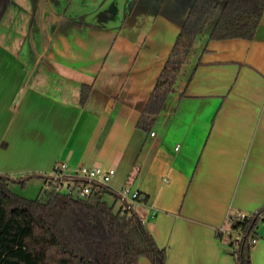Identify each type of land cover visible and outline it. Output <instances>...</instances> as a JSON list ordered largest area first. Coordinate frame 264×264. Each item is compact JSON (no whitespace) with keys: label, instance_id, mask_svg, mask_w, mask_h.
<instances>
[{"label":"crops","instance_id":"crops-1","mask_svg":"<svg viewBox=\"0 0 264 264\" xmlns=\"http://www.w3.org/2000/svg\"><path fill=\"white\" fill-rule=\"evenodd\" d=\"M174 1L11 0L0 22V172L36 173L43 186L37 175L60 161L114 167L109 188L141 191L135 211L165 264H237L227 216L264 205V13L252 38L211 39L219 6L145 130L142 110L193 2L171 13ZM256 231L251 259L264 264L262 222Z\"/></svg>","mask_w":264,"mask_h":264},{"label":"trees","instance_id":"trees-1","mask_svg":"<svg viewBox=\"0 0 264 264\" xmlns=\"http://www.w3.org/2000/svg\"><path fill=\"white\" fill-rule=\"evenodd\" d=\"M11 0H0V22ZM220 6V14L209 38H252L264 13V0H193L191 11L176 36L168 58L157 78L138 121L151 130L195 42L208 19ZM91 84L81 89L84 103ZM36 173L15 176L0 172V264H138L146 256L151 264H165L166 247L157 244L144 218L128 209V202L102 185L87 196L42 188L35 198L15 192L11 185L26 184ZM43 177L47 173L37 175ZM112 193L114 202L105 195ZM119 203V204H118ZM118 205V206H117ZM264 219V205L250 216H236L228 228L240 229L234 245L228 233V249L237 264H253L252 238ZM223 236L222 232H218Z\"/></svg>","mask_w":264,"mask_h":264},{"label":"built area","instance_id":"built-area-1","mask_svg":"<svg viewBox=\"0 0 264 264\" xmlns=\"http://www.w3.org/2000/svg\"><path fill=\"white\" fill-rule=\"evenodd\" d=\"M152 135L155 131L151 132ZM114 167H105L103 165H88L80 164L73 169H69L65 161L57 162L54 168L47 173L45 180V188H55L57 191H65L73 193L76 196L89 195L94 187L102 185L109 186L113 176L115 175ZM121 200L128 202V209L134 211L135 204L141 199L142 193L139 189L132 187L130 184H125L121 188L115 189ZM251 213L244 211L231 212L228 214L226 222H234L236 216L241 218L250 216ZM264 224V219L262 221ZM225 233L233 234V243L237 245L240 240L241 230L224 227L222 229ZM259 236L252 238V244H255Z\"/></svg>","mask_w":264,"mask_h":264},{"label":"rangeland","instance_id":"rangeland-1","mask_svg":"<svg viewBox=\"0 0 264 264\" xmlns=\"http://www.w3.org/2000/svg\"><path fill=\"white\" fill-rule=\"evenodd\" d=\"M180 0H177V1H174L172 4H171V7H170V10H171V13H174V12H177L180 10V7H181V2H179ZM216 13V12H214ZM131 16H135V11L132 12ZM138 16V14H136V17ZM183 21L185 19V16H186V12L184 13L183 15ZM215 16V15H214ZM213 16H211L207 23L205 24L203 30L206 28V26H208L209 22L212 20ZM202 30V31H203ZM187 65V64H186ZM186 67V66H185ZM45 185V182L43 181V186ZM41 186H42V180L40 178H37V177H32L30 180H28V182L24 185H22L21 183H15V184H12L11 185V188L23 195V196H26L28 198H35L37 197V195L39 194V190L41 189ZM105 198L110 202V203H113L114 202V197L113 195H111L110 193H107L105 195ZM119 204V203H118ZM118 206V205H117Z\"/></svg>","mask_w":264,"mask_h":264},{"label":"water","instance_id":"water-1","mask_svg":"<svg viewBox=\"0 0 264 264\" xmlns=\"http://www.w3.org/2000/svg\"><path fill=\"white\" fill-rule=\"evenodd\" d=\"M190 11H191V7H189V8H188V10H187V12H186V16H185V18H187V17H188V15H189Z\"/></svg>","mask_w":264,"mask_h":264}]
</instances>
